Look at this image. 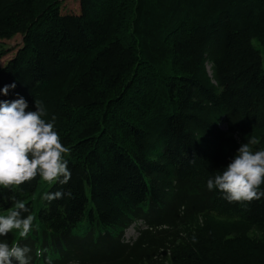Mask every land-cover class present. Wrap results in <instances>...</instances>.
<instances>
[{
	"label": "trees",
	"instance_id": "16d2710c",
	"mask_svg": "<svg viewBox=\"0 0 264 264\" xmlns=\"http://www.w3.org/2000/svg\"><path fill=\"white\" fill-rule=\"evenodd\" d=\"M62 1L0 0V40L22 36L0 100L43 101L71 150L66 184L0 189V215L15 197L36 217L0 240L30 264H264V197L206 187L249 136L264 148V0Z\"/></svg>",
	"mask_w": 264,
	"mask_h": 264
},
{
	"label": "clouds",
	"instance_id": "9594fccd",
	"mask_svg": "<svg viewBox=\"0 0 264 264\" xmlns=\"http://www.w3.org/2000/svg\"><path fill=\"white\" fill-rule=\"evenodd\" d=\"M15 87V82L4 85L0 93L7 95ZM17 97L0 100V189L15 191L37 177L49 185L66 184L71 172L65 157L71 150L62 144L56 131L55 114L45 119L49 114L43 101L34 100L35 110L30 111L27 100L19 94ZM259 143L256 136L241 143L227 166L207 179V189L219 191L229 203H250L264 197V148L254 150ZM65 196L71 198L72 193L45 192L41 199L51 202ZM12 201L13 207L0 215V237L16 233L20 239L27 238L36 217L26 214L29 209L25 201L15 197ZM31 251L26 245L0 240V264H30Z\"/></svg>",
	"mask_w": 264,
	"mask_h": 264
},
{
	"label": "rangeland",
	"instance_id": "374dc122",
	"mask_svg": "<svg viewBox=\"0 0 264 264\" xmlns=\"http://www.w3.org/2000/svg\"><path fill=\"white\" fill-rule=\"evenodd\" d=\"M79 0H63L61 3L60 9L63 12H78L79 11ZM22 36L14 35L10 39H1L0 40V62L7 61L11 58L16 52L17 48L21 45ZM135 230L133 227H130L126 231V238L134 236Z\"/></svg>",
	"mask_w": 264,
	"mask_h": 264
}]
</instances>
